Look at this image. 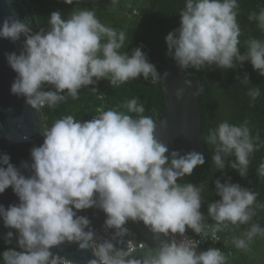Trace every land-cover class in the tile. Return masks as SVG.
<instances>
[{
  "label": "clouds",
  "instance_id": "obj_1",
  "mask_svg": "<svg viewBox=\"0 0 264 264\" xmlns=\"http://www.w3.org/2000/svg\"><path fill=\"white\" fill-rule=\"evenodd\" d=\"M64 3L72 5L74 0ZM238 8V0H185L179 27L165 37L167 54L181 70L200 71L213 65L229 70L250 62L264 76V41H247L241 54ZM249 19L257 20L264 31V9L258 15L251 13ZM21 36L25 39L19 54H5L17 73L10 91L35 110L55 108L68 96L76 99L85 87L96 92L100 80L118 87L140 77L157 84L168 75H161L149 62L143 46L130 54L121 51L125 33L102 24L89 9H73L67 17L53 11L48 27L35 33L16 15H7L0 24V38L15 43ZM242 82L249 83L247 73ZM184 84L190 87L191 81ZM202 91L203 86L194 95ZM183 92L176 91L177 99ZM248 95L255 101L259 87ZM123 107L126 112L109 109L87 121L70 114L55 120L44 128L43 143L31 149V162L22 161L20 168L10 163L8 154H0V194L11 187L19 199L7 209L0 205L4 227L17 233V248L0 254L3 264H74L51 251L66 243L76 244L78 250L90 249L95 258L88 264H225L220 249L197 252L185 233L190 229L216 242L217 233L230 224L243 225L252 219L257 194L230 178L223 183L216 179L215 194L220 199L207 206V216L215 223L206 224L200 211L204 186L178 182L204 165V155L169 152L155 137L156 120L144 115L145 107L137 98ZM204 139L213 148L211 160L218 171L223 172L225 158L232 156L235 159L227 166L240 177L247 176L249 157L257 150L247 120L240 125L222 121ZM257 171L264 177V162ZM91 208L105 214L107 238L98 235L87 216L78 215ZM129 221L142 222L153 235L170 239L159 240L155 255L136 258V243L125 239L132 235L126 227ZM257 235L264 236V228L252 224L233 243L247 249ZM12 238L13 232H7L5 242L10 244Z\"/></svg>",
  "mask_w": 264,
  "mask_h": 264
},
{
  "label": "trees",
  "instance_id": "obj_2",
  "mask_svg": "<svg viewBox=\"0 0 264 264\" xmlns=\"http://www.w3.org/2000/svg\"><path fill=\"white\" fill-rule=\"evenodd\" d=\"M33 19L36 32L41 27H48V16L56 10L71 12L73 9H89L95 12L97 19L104 25L115 29L117 32L123 31L126 35L124 47L121 51L131 53L132 49L142 47L146 53L149 62L153 63L160 73V66L172 60L167 54L166 35L178 28L180 25L179 12L185 6V0H131L133 4L125 7L124 4L117 5L120 11L118 17L112 10H108V4L111 0H74L72 5L64 3V0H23ZM124 0H119L122 2ZM237 21L240 26L241 34L240 51L241 54L247 49V41L259 39L264 41V31L258 26V21L249 19L251 13H256L264 9V0H238ZM135 11L133 18H125L123 12L128 14ZM132 17V15H131ZM188 76L195 81L196 90L203 86V91L199 92L197 98L200 107L201 125L199 129L200 141L207 154L204 155L205 163L194 169L191 176H186L180 183L192 182L196 185H203L204 190L201 193L202 206L200 211L205 215V223L214 224L215 222L207 216V206L209 202H215L220 199L215 194L216 179L223 183L228 178L232 183H238L242 187L248 188L257 194L255 205V215L252 219L243 225H229L227 229L220 231L221 238L234 236L243 237V234L252 224H259L264 228V177L258 175L259 165L264 162V76L259 75L258 71L253 70L250 62H244L243 67L224 70L215 65L205 67L203 70L189 68L185 70ZM247 73L249 83L242 82L244 74ZM237 76L241 80L237 79ZM259 87L260 96L252 101L248 92L253 87ZM98 91L91 90V86L82 88L76 99L68 96L60 102L55 108L43 107L44 122L50 127L53 122L65 115H73L77 120L89 116L95 112V109L102 106V110L115 109L126 112L124 104L133 98L145 107L144 115L152 116L155 120L164 114L166 108L160 83L151 84L143 77L136 80H130L118 87H111L107 80H100L96 85ZM105 95L103 101H99L97 96ZM154 110V111H153ZM134 115V114H133ZM228 121L230 124L240 125L245 120L248 126L254 144L257 145L249 157L250 163L246 177H240L239 174L228 167L229 161L235 159L232 156L225 158L226 168L223 172L218 171L211 157L214 154L212 146L205 142V137L210 129L215 128L220 122ZM258 137V139H256ZM191 235H196L188 229ZM242 236V237H241ZM254 238L264 239V236L257 235ZM8 248L14 246L6 244L0 240V254ZM249 248L238 251L233 249V257L240 258L243 253L249 252ZM18 250V249H17ZM226 257L225 249L221 248ZM242 262V261H241ZM0 264H3L0 257ZM240 264V263H239Z\"/></svg>",
  "mask_w": 264,
  "mask_h": 264
},
{
  "label": "water",
  "instance_id": "obj_3",
  "mask_svg": "<svg viewBox=\"0 0 264 264\" xmlns=\"http://www.w3.org/2000/svg\"><path fill=\"white\" fill-rule=\"evenodd\" d=\"M10 14H14L21 21H24L36 32L33 19L23 0H0V24L3 19ZM24 37L13 43L9 39L0 38V154H8L10 163L20 168L21 162H31V149L40 146L43 143V130L46 127L44 122L43 108L39 110L32 109L25 102L22 96H16L11 93V85L17 77L9 66L6 53L15 52L19 54L22 48ZM167 73V77L160 82V87L164 97L165 112L158 119L155 130V137L162 143H165L169 152L176 150L182 155L196 151L207 154L203 148L199 129L201 125L200 107L196 91L195 81L191 79L185 70H181L172 59L160 66V74ZM185 80L191 81V86L184 84ZM178 89H184L181 98L177 99L175 93ZM27 136V139H23ZM25 175L27 171L21 169ZM19 199L9 187L4 193L0 194V205L6 209L9 205L18 204ZM78 215L87 216L91 220L94 229L104 230L103 224L105 214L96 208L81 210ZM132 235L125 239H131L136 243V251L133 256L142 258L146 255H155L158 251V242L161 239H169L153 235L142 222L129 221L126 225ZM13 232L11 243L5 242L7 232ZM112 230H109V233ZM17 233L14 229L5 228L2 219H0V240L6 244L17 248ZM143 243L145 248L141 249L139 245ZM118 247H126L118 245ZM54 253L66 257L74 264H88L90 259H94L90 249L78 250L76 244H64L59 248L51 249Z\"/></svg>",
  "mask_w": 264,
  "mask_h": 264
},
{
  "label": "rangeland",
  "instance_id": "obj_4",
  "mask_svg": "<svg viewBox=\"0 0 264 264\" xmlns=\"http://www.w3.org/2000/svg\"><path fill=\"white\" fill-rule=\"evenodd\" d=\"M124 4L125 7H129L130 4H133L131 0H124L122 2H118L116 4L112 3V0L108 4V10H112V12L115 14V17H118L120 14V11L117 10V5H122ZM59 11H61L60 8H58ZM71 12L67 11H62V17H67ZM125 18H133L134 15H136L135 11H133L132 8V13L128 14L127 11L123 12ZM132 15V17H131ZM242 237V236H241ZM248 253L244 252L241 257V260L239 261L240 258L233 257L230 260H226L225 264H264V239H259V238H254L252 241L249 242L248 246ZM242 261V262H241Z\"/></svg>",
  "mask_w": 264,
  "mask_h": 264
},
{
  "label": "built area",
  "instance_id": "obj_5",
  "mask_svg": "<svg viewBox=\"0 0 264 264\" xmlns=\"http://www.w3.org/2000/svg\"><path fill=\"white\" fill-rule=\"evenodd\" d=\"M105 95H101L99 94L97 96V99L99 101H103ZM102 106H99L95 109V112L89 116H86L84 118H81L79 120H82V121H87V120H90L96 116H98L100 114V112H102ZM209 225H211V223H208ZM98 231V235L99 236H103L105 238L108 237V233L105 232L104 230H99V229H95ZM185 235L190 238V239H193V241L195 242L196 244V251L197 252H200V251H204V250H207L209 248H218L221 250V248H224L225 249V253H226V256H228L229 258L232 257L233 255V249L235 248L236 250L238 251H242L243 249H238L235 244L233 243V240L234 239H239V237L237 236H234L232 237L231 239H228V237H225L224 239L220 237L219 235V232L217 233V241L216 242H213L210 238L209 239H205L203 236L199 237L197 235H191L188 230L186 231ZM177 239H181V237L179 235L176 236ZM170 239V238H169ZM92 252V251H91Z\"/></svg>",
  "mask_w": 264,
  "mask_h": 264
}]
</instances>
